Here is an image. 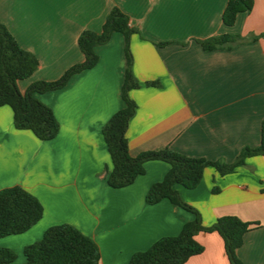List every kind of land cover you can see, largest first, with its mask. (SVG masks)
<instances>
[{"label": "crops", "instance_id": "1", "mask_svg": "<svg viewBox=\"0 0 264 264\" xmlns=\"http://www.w3.org/2000/svg\"><path fill=\"white\" fill-rule=\"evenodd\" d=\"M228 0H0V22L39 67L18 82L22 93L36 81L58 80L84 61L78 40L100 32L113 8L138 30L131 36L137 104L126 136L130 154L169 148L188 157L233 163L244 148L261 143L264 120V0L233 26L223 22ZM222 34L240 37L231 48L205 51L196 40ZM95 67L74 75L59 90L36 97L53 111L59 132L38 139L14 126L13 111L0 106V190L21 186L42 204V219L19 235L0 237V247L17 254L40 241L47 229L69 224L99 246V264H127L163 237H174L194 214L163 199L148 204L151 186L170 164L147 161L145 173L129 186L113 188V165L103 127L125 107L122 99L125 38L114 33L96 47ZM158 82V86L152 83ZM217 188L214 192L213 188ZM198 210L202 224L223 216L253 223L237 250L243 264H264V156L246 159L221 175L208 167L195 189L176 186ZM204 252L185 264H230L217 233H199Z\"/></svg>", "mask_w": 264, "mask_h": 264}, {"label": "trees", "instance_id": "2", "mask_svg": "<svg viewBox=\"0 0 264 264\" xmlns=\"http://www.w3.org/2000/svg\"><path fill=\"white\" fill-rule=\"evenodd\" d=\"M254 0H228L223 13V22L231 27L241 13H249ZM138 30L130 25V18L119 8H113L102 30H87L78 40L84 61L69 68L58 80L36 81L25 93L18 82L28 79L39 67V60L32 53L22 49L7 27L0 22V106L8 105L13 111L14 126L18 130H30L43 141L52 140L59 132V123L47 105L36 94H43L64 88L70 79L98 63L96 47L110 41L114 33L125 38V75L122 86V99L125 107L115 113L103 127V136L112 160V171L107 183L113 188L131 185L138 176L145 173V163L161 160L170 164V169L161 182L149 189L146 202L156 204L163 199L194 214V219L174 237H163L146 251L136 252L127 264H185L191 257L204 252V246L197 240L199 233H217L224 241L226 256L230 264H243L237 250L244 242V235L253 223L236 216H223L206 227L196 208L186 203L176 186L195 189L201 182L204 170L214 167L221 175L234 172L246 164V159L256 155L264 156V120L261 125V143L256 148H244L233 163L193 158L169 148L158 151H145L137 156L130 154L126 136L129 121L135 114L137 104L129 92L134 86L133 57L130 48L131 36ZM205 51L231 48L240 42V37L222 34L205 40H196ZM158 86V82L152 83ZM216 192L217 188H213ZM44 209L40 201L21 186L0 190V237L19 235L43 217ZM24 264H99L101 253L97 243L79 229L69 224L50 227L43 238L24 249ZM17 254L0 247V264H14Z\"/></svg>", "mask_w": 264, "mask_h": 264}]
</instances>
